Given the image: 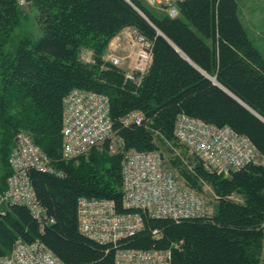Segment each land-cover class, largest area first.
<instances>
[{"label": "trees", "instance_id": "16d2710c", "mask_svg": "<svg viewBox=\"0 0 264 264\" xmlns=\"http://www.w3.org/2000/svg\"><path fill=\"white\" fill-rule=\"evenodd\" d=\"M24 1L37 8L41 35L35 40L13 34L20 22L19 0H0L3 145L10 154L16 134L25 133L43 150L51 170L28 171L44 210L42 226L24 205L1 207L0 256L8 255L17 240H38L63 264H114L117 248L146 249L152 241L150 229L164 226L165 236L152 239L160 248H168L172 240L179 243L170 248L171 264H260L264 239V167L260 164L236 170L230 178L209 172L203 164L197 166V174L219 195L214 215L178 222L144 217L143 229L133 237L101 245L80 233L77 200L82 196L112 199L123 210L118 159H110L111 166L100 173L99 164L109 158L93 151L90 172L85 174L82 165L64 163L62 158V98L74 88L105 94L113 127L123 114L142 109L154 115V126L171 137L182 112L230 126L249 137L258 155L264 156V55L249 37L238 1L176 0L174 17L167 6L156 5L160 6L156 9L145 0ZM130 27L152 42L151 64L139 85L126 80L116 67L100 68L110 39ZM7 43L13 49L6 52ZM83 47L96 55L92 66L77 57ZM12 91L21 96L28 113L15 122L6 118ZM130 126L133 129L119 132L131 139V145L143 147L142 151L158 150L149 130ZM6 164L7 178L11 170L8 160ZM191 184L198 185L193 180ZM231 191L244 201L230 198Z\"/></svg>", "mask_w": 264, "mask_h": 264}, {"label": "built area", "instance_id": "2783aa9c", "mask_svg": "<svg viewBox=\"0 0 264 264\" xmlns=\"http://www.w3.org/2000/svg\"><path fill=\"white\" fill-rule=\"evenodd\" d=\"M147 1L151 5H166L170 16L177 14L173 4L176 0ZM122 36L127 45H134V39L137 42L135 58L124 77L139 85L151 64L152 42L131 27L124 29L119 38ZM108 55L114 66L123 62L122 56ZM62 104L63 159L85 154L114 135L109 98L105 94L73 89L64 96ZM121 122L124 126L140 125L143 114L131 111ZM173 133L178 143L196 155L209 172L227 175L258 159L257 148L249 137L228 125L219 126L180 112ZM9 167L6 186L0 190V210L4 204L24 205L42 226L44 210L35 197L28 171L31 168L50 171L48 158L28 135L19 132L9 154ZM120 173L123 210H118L112 199L82 196L77 200L78 229L98 244H119L133 237L143 229L144 217L178 222L211 215L206 198L178 181L159 150L127 153ZM0 264L63 263L38 240L29 243L17 240L10 254L0 256ZM114 264H171V250L119 247L115 250Z\"/></svg>", "mask_w": 264, "mask_h": 264}, {"label": "rangeland", "instance_id": "374dc122", "mask_svg": "<svg viewBox=\"0 0 264 264\" xmlns=\"http://www.w3.org/2000/svg\"><path fill=\"white\" fill-rule=\"evenodd\" d=\"M238 2H239V14L243 21V24L248 30L249 37L251 38L253 43L257 45L259 50L264 54V0H238ZM19 5L21 9L20 22H19V26L14 30L13 34L19 37L29 36L30 39H34V40L39 38L41 35V32L39 29V25L37 23V8L35 4H33V2H26L24 0H19ZM160 6L164 7V5H160ZM160 6H153V7L156 9H159ZM158 32L161 34V31H158ZM134 42H135L134 45L132 44L126 45L125 41L123 40V36L120 38L118 36V37H113L112 39H110L108 43V49H109L108 56H110V54H111V57H113V55L118 56V55L123 54V57H124L123 64H121L120 66H112L110 62L107 60V57L105 58L102 57L100 68L105 69V68H109L112 66V67H116L117 69L121 68L124 70V67L127 62L126 61L127 56H132V61L130 60L131 61L130 64H132L135 58L136 49H137L136 47L137 42L135 39H134ZM12 49H13V45L11 43H7L3 47V50L6 52L11 51ZM119 51H123V52H119ZM77 57L87 67L92 66L94 63H96V55L94 54L93 49L88 48V47L81 48L79 50V53L77 54ZM10 94L11 95L7 99L8 106L6 107V110H7L6 118L7 119L9 118L11 122H15L16 120H20L24 118L25 116H27L28 113H27V108L24 106V101L21 98V96L19 97V95H17L16 93H13V91ZM134 110H139L142 112L143 122L138 127L150 131L152 135V141L156 145V148L154 149L160 150V152L162 153L164 157L165 165L174 172L178 181L190 187L191 186L195 187L196 191H198L201 195H203L206 198L209 209L211 210L212 215H214L219 195H217L214 192V188L211 183L204 180L203 177H200L197 174L198 172L197 166L202 164L200 160L198 159V157L190 153L185 147L180 145L178 141H176L174 136L170 135L171 137H166L164 132H161L159 128H156L154 126V115H148L142 109H133L131 111H134ZM127 114L128 113L123 114L121 117H119L120 121ZM2 118H1L2 120H0V190L4 189L7 183V178H6L7 160L9 164V152L7 153L6 146L5 144L3 145V139L6 134V128L3 127V123L5 124L4 115H2ZM130 125L132 124L124 126L122 125V122H120L119 125L114 127L115 132H114V135L110 139L106 140L104 143L92 148L91 150L83 154L82 156L80 155L79 157L73 160L64 159L63 160L64 163L74 161V165L76 167L79 165H80L79 167L83 166L82 169L84 170L85 168V172L86 170H89L90 172V163H91L90 153L93 151H96L103 155H106V158H109L108 159L109 161L107 160V162H101L102 164H99L100 165L99 168H102L100 170V173H102V170L105 169V167L111 166L110 159L113 160L114 158H117L119 162L118 171L120 174L122 161L124 160L125 155L131 151H137V150L142 151L143 150V147L131 145V139L126 137L123 133L121 134V132H119L120 129L122 128H132L133 129L134 126H130ZM173 130H174V125H173ZM173 130H172V135H174ZM127 141H129V144L127 143ZM61 145H62V140H61ZM40 152H43V150L40 149ZM254 164H260L262 167H264V156H262L259 153L258 159L256 163ZM232 172H230L227 175H223V177L230 178ZM85 174H87V172ZM194 177L196 178V180ZM192 180L196 181L198 185L196 186L192 185L191 184ZM229 196L230 198L234 199L238 203L240 202L242 203L244 201L243 196L237 192L231 191L229 193ZM149 232H150L149 233L150 239L152 241L149 244L150 246L146 247V249L165 250V249H170L171 247L172 248L176 247L177 244H179L177 243L176 240H172L168 244V248H160L157 246L158 245L157 243L159 242L158 241L154 242L153 239H160L165 236L164 226L152 228L150 229ZM260 246L262 247L261 248L262 262L260 264H264V239L261 241Z\"/></svg>", "mask_w": 264, "mask_h": 264}, {"label": "crops", "instance_id": "0c3cea01", "mask_svg": "<svg viewBox=\"0 0 264 264\" xmlns=\"http://www.w3.org/2000/svg\"><path fill=\"white\" fill-rule=\"evenodd\" d=\"M238 1V0H237ZM238 6H239V2H238ZM239 16H240V14H239ZM241 18V17H240ZM242 20V19H241ZM243 22V21H242ZM256 45V44H255ZM257 46V45H256ZM119 52H123V51H119ZM264 55V54H263ZM132 61V56H127V58H126V67L128 68V66L130 65V63H131V61Z\"/></svg>", "mask_w": 264, "mask_h": 264}]
</instances>
